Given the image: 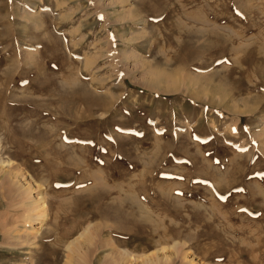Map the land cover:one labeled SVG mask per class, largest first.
I'll list each match as a JSON object with an SVG mask.
<instances>
[{"label": "rangeland", "instance_id": "rangeland-1", "mask_svg": "<svg viewBox=\"0 0 264 264\" xmlns=\"http://www.w3.org/2000/svg\"><path fill=\"white\" fill-rule=\"evenodd\" d=\"M0 162V264H264V0H0Z\"/></svg>", "mask_w": 264, "mask_h": 264}, {"label": "bare ground", "instance_id": "bare-ground-1", "mask_svg": "<svg viewBox=\"0 0 264 264\" xmlns=\"http://www.w3.org/2000/svg\"><path fill=\"white\" fill-rule=\"evenodd\" d=\"M1 163V162H0ZM4 163V162H3ZM28 186L30 187L29 189L32 191V189H40V184H38L37 182H30L28 183ZM26 189H24V193H25V196L27 197V204L25 205L24 201H21L20 203H24V206L23 208L26 207V210H27V213H26V216H24V218L26 217V221L28 223H31V221H34V220H39V224L40 226H42L44 220L47 218V209H48V205H47V202H46V197L45 195L41 194L40 192L37 193V195L35 196H31V191H25ZM24 196V195H23ZM100 196V194H99ZM114 196V195H113ZM121 196V195H120ZM119 197V195H118ZM140 197V196H139ZM10 198V197H9ZM132 201V200H131ZM113 204V203H112ZM122 204V203H121ZM120 204V205H121ZM23 205V204H22ZM21 205V206H22ZM105 206V205H104ZM132 206V205H131ZM115 209H118L117 207ZM132 209V208H131ZM25 210V211H26ZM129 210V209H128ZM119 211V210H118ZM133 211V210H132ZM109 212V211H107ZM115 212V211H114ZM118 213V212H117ZM121 213V212H119ZM120 215V214H119ZM132 215V213H131ZM134 215V214H133ZM38 226L36 228V231H38V228L40 227ZM92 227V226H91ZM93 228V227H92ZM91 228V229H92ZM90 228H86L84 229V232H80V238L84 237L85 239H89V238H92V232L90 231L91 230ZM93 230V229H92ZM33 231V230H32ZM83 231V230H82ZM80 238H75L73 241H71L69 244H68V249L69 250H72L73 252L75 251V249H78L79 248V243L81 241ZM86 241V240H84ZM90 241V240H89ZM108 244V243H107ZM171 247V246H170ZM162 249V248H161ZM88 251V250H87ZM72 254V253H71ZM119 255L123 258V259H130L129 256L126 252H120ZM156 255V252L154 253H151V254H147L145 255V257L142 258V264H158L159 262L157 261H153L152 258ZM121 259V258H120ZM195 261V260H194ZM190 262L193 263V259H190ZM190 263V264H191ZM171 264V263H170ZM193 264H196V261L195 263Z\"/></svg>", "mask_w": 264, "mask_h": 264}]
</instances>
